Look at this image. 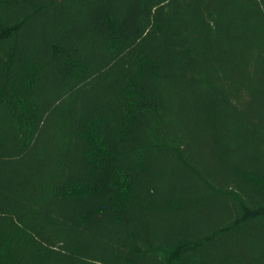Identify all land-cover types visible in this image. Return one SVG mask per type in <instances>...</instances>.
<instances>
[{"label": "trees", "instance_id": "1", "mask_svg": "<svg viewBox=\"0 0 264 264\" xmlns=\"http://www.w3.org/2000/svg\"><path fill=\"white\" fill-rule=\"evenodd\" d=\"M0 264H264V0H0Z\"/></svg>", "mask_w": 264, "mask_h": 264}]
</instances>
